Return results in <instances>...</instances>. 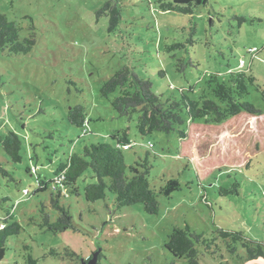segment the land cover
Segmentation results:
<instances>
[{
	"label": "rangeland",
	"instance_id": "obj_1",
	"mask_svg": "<svg viewBox=\"0 0 264 264\" xmlns=\"http://www.w3.org/2000/svg\"><path fill=\"white\" fill-rule=\"evenodd\" d=\"M108 1L0 0V14L15 23L20 41H34L26 54H0V134L18 136L22 158L15 164L0 147V163L11 176L0 173V202L7 198L0 203V226L6 219L21 226L8 238L0 264H27L28 255L36 264H82L93 257L95 264H185L164 248L173 229L185 226L208 240L223 231L264 245V116L239 118L195 152L204 157L217 145L225 154L240 148L251 155L248 168L214 171L198 180L189 160L178 155L179 130L185 128L141 137L137 115L119 118L100 96L103 82L124 67L164 98L182 90L196 99L208 74L242 65L264 91V0H209L191 15L161 12L157 0H118L121 21L111 33L108 17L98 16ZM174 45L180 47L170 49ZM245 101L264 111L254 86ZM77 106L86 114L82 128L67 122ZM123 131L131 145L122 151L126 174L147 159L150 187L158 193L174 179L178 190L157 195L154 215L141 204L117 210L109 192L103 200L85 201L83 188L94 182L88 169L77 181L79 195L63 190L59 199L74 229L58 234L41 229V211L51 222L57 218L50 202L56 190L53 183L36 190L52 180L59 183L71 153L115 143L112 136ZM234 189L237 195L225 193ZM214 244L219 251L214 257L199 254V264H237L221 238ZM66 250L79 260L67 257ZM237 251H244L240 244Z\"/></svg>",
	"mask_w": 264,
	"mask_h": 264
},
{
	"label": "trees",
	"instance_id": "obj_2",
	"mask_svg": "<svg viewBox=\"0 0 264 264\" xmlns=\"http://www.w3.org/2000/svg\"><path fill=\"white\" fill-rule=\"evenodd\" d=\"M117 1L109 0L98 12V16L108 17L110 33L116 30L121 21V7ZM208 1L157 0V4L161 12L191 15L194 10L205 7ZM18 31L14 22H9L4 15L0 14V54L18 55L30 51L34 41L25 39L21 42ZM175 47L180 45H174L170 49ZM189 64H192V61ZM181 65L183 68V64ZM255 81L250 70H244L242 65L235 69H228L222 75L208 74L204 79V87L196 99L189 98L182 90L177 96L164 98L162 95L154 94L150 81L140 79L132 70L124 67L103 82L100 96L109 100L111 108L119 118H131L136 114V130L141 137L153 132L169 134L185 128L183 131L179 130V158H187L197 179L203 180L214 171L222 172L226 169L239 171L250 166L251 155L246 156L240 148L225 154L226 151L217 145L204 157H196L195 152L208 145V141H212L221 129L232 125L239 118L264 116V111L256 110L252 104L245 101L250 86H254L264 100V91L255 85ZM113 95L115 96L109 99ZM85 121L86 114L81 106L67 113V122L71 126L82 128ZM112 138L115 143L85 145L78 153H71L64 163L62 180L59 183L55 180L49 181L36 190V192H43L52 183V186H56V192L52 194L50 202L58 213L57 218L51 222L49 217L41 211L43 215L39 226L41 229L53 234L74 229L72 218L69 212L60 206L59 199L63 190L79 195L77 181L88 169L92 172L91 178L94 182L85 184L83 188L85 201L93 203L103 200L109 192L115 197L114 205L117 210L141 204L147 214L154 215L159 207L157 195L162 194L168 197L178 190L180 185L174 179L167 181L158 193L153 190L148 181L151 167L147 159L143 161L141 168L131 167L128 176L127 165L122 154L124 150L122 145L129 144L126 140L127 131H123L121 135H114ZM0 147L11 162L21 163V142L14 132L0 134ZM0 173L4 177L11 178L1 163ZM234 188H237V184ZM225 193L237 195L235 189L233 192L225 191ZM3 201H7V198L1 202ZM6 221L7 219L3 221L4 225L0 226V261L6 254L8 238L18 235L21 229L17 222L8 224ZM217 237L222 239L228 254L234 257L233 260L237 264L264 260V245L250 242L242 234L221 231L218 236L208 240L203 235L191 231L188 226L174 228L164 248L174 258L186 260L185 264H199V254L214 257L219 251V247L214 244ZM238 244L244 250L240 255L237 251ZM64 254L69 258H75L76 261L79 260V256L70 250H66ZM27 264H36V261L28 255Z\"/></svg>",
	"mask_w": 264,
	"mask_h": 264
},
{
	"label": "built area",
	"instance_id": "obj_3",
	"mask_svg": "<svg viewBox=\"0 0 264 264\" xmlns=\"http://www.w3.org/2000/svg\"><path fill=\"white\" fill-rule=\"evenodd\" d=\"M243 63V62H242ZM131 147V145H129V144H126V145H122V148L124 149V150H128L129 148ZM62 180V175H61V177L59 178V181H61ZM58 181V182H59ZM57 182V181H56ZM56 186H52V188L55 190L56 188H55Z\"/></svg>",
	"mask_w": 264,
	"mask_h": 264
},
{
	"label": "water",
	"instance_id": "obj_4",
	"mask_svg": "<svg viewBox=\"0 0 264 264\" xmlns=\"http://www.w3.org/2000/svg\"><path fill=\"white\" fill-rule=\"evenodd\" d=\"M82 264H95L94 263V257L89 262H87V263L83 262Z\"/></svg>",
	"mask_w": 264,
	"mask_h": 264
},
{
	"label": "crops",
	"instance_id": "obj_5",
	"mask_svg": "<svg viewBox=\"0 0 264 264\" xmlns=\"http://www.w3.org/2000/svg\"><path fill=\"white\" fill-rule=\"evenodd\" d=\"M245 264H249V263H245ZM251 264V263H250Z\"/></svg>",
	"mask_w": 264,
	"mask_h": 264
},
{
	"label": "flooded vegetation",
	"instance_id": "obj_6",
	"mask_svg": "<svg viewBox=\"0 0 264 264\" xmlns=\"http://www.w3.org/2000/svg\"><path fill=\"white\" fill-rule=\"evenodd\" d=\"M90 260H88V262H89ZM85 263H87V262H85Z\"/></svg>",
	"mask_w": 264,
	"mask_h": 264
}]
</instances>
